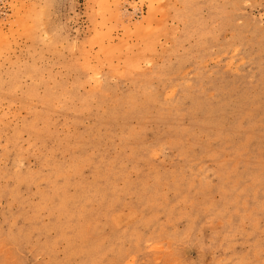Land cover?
Wrapping results in <instances>:
<instances>
[{
	"label": "rangeland",
	"instance_id": "obj_1",
	"mask_svg": "<svg viewBox=\"0 0 264 264\" xmlns=\"http://www.w3.org/2000/svg\"><path fill=\"white\" fill-rule=\"evenodd\" d=\"M0 264H264V0H0Z\"/></svg>",
	"mask_w": 264,
	"mask_h": 264
}]
</instances>
